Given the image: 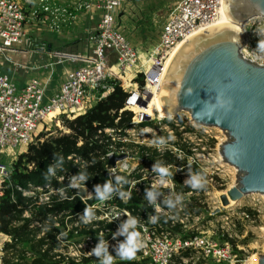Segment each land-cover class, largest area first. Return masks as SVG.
I'll list each match as a JSON object with an SVG mask.
<instances>
[{
    "label": "built area",
    "instance_id": "obj_1",
    "mask_svg": "<svg viewBox=\"0 0 264 264\" xmlns=\"http://www.w3.org/2000/svg\"><path fill=\"white\" fill-rule=\"evenodd\" d=\"M125 1L0 0V54H4L6 60L9 58L4 50L7 52V50L13 48L14 43L20 44L22 38L29 36L26 26L29 25L33 29L51 32L55 36L68 33L74 34L73 30L78 26L81 19L94 20L92 17L95 15L94 12H99L96 26L85 30L86 46L80 57L81 63L63 70V79L47 100L43 99L47 82H43L36 77H30L22 87H19L10 76L0 73V154H5L11 158V163L0 160V197L3 192V182L12 173L13 163L17 160V156L25 152L30 143L37 140L38 126L44 123L45 118L51 112L56 115H63L66 118L82 114L96 100L105 97L112 90L113 84L116 83L126 92L123 109L130 111L132 116L129 126L123 130V135L112 138L113 144L109 145L106 157L125 154L123 145L124 142L129 141L126 138L127 135L137 125L144 123V117L137 112L138 105L146 100L148 92L157 89L165 71L166 60L172 49L186 36L211 23L216 18L217 11L223 2V0H175L167 20L159 29L157 44L149 52L142 53L138 48L131 46L117 29L113 10L120 8ZM258 28L264 29V19L256 18V20L248 22L245 26L243 25L246 42L241 49V54L251 62L264 65V54H257L256 52L257 42L260 38L257 34ZM31 49L45 52L47 48L44 43H40L32 45ZM35 67L38 68V66ZM138 76H141L143 80L141 87L136 84ZM162 120L158 118L157 122L160 123ZM143 127L145 132H148L146 127L151 128L148 125ZM112 131L113 129H105L107 133ZM117 131L119 132V129ZM117 143H119L118 146ZM135 143L142 145L144 141ZM18 146L21 147L20 153L15 152V148ZM172 149L169 148L168 151L175 158V163L162 162L165 148H156L158 154L153 160L149 158L146 152L142 156L138 155V168L124 173L125 175L132 172L140 174L137 179L130 178L128 190L134 188L140 194L142 186H146L145 189H153L152 186L156 185L155 190L157 188H162L165 192L168 190L167 195L170 196L173 189L176 188L173 181L174 177L172 176L173 179L168 180L167 186L159 185L158 173L152 171L153 165L157 163L168 167L169 170L175 168L176 171H179V174L184 173L180 172L182 167L187 169L189 165L194 164L201 170L205 181L208 180L213 188L220 189L225 185L223 173L227 174V172L219 161V164L214 166L210 172L204 173L200 160L195 158L194 153L193 158L188 160L187 155L176 153L179 149ZM181 156H183L182 159H180ZM214 162L216 161L214 160ZM146 164L148 166H145ZM144 167L147 168L148 172L145 171ZM121 171L123 170L116 165L109 166L107 169L108 179L112 181L115 178L118 188L123 183L122 175L124 174ZM187 171L188 173H200L199 170L191 171L187 169ZM117 177L121 179L117 180ZM178 179L181 185L185 187L183 179L180 180V177ZM14 188L21 192L23 196L33 198L37 196L39 201H47L50 194L56 193L49 185L43 187L29 185L28 189L19 186ZM157 192L160 194L163 190H157ZM123 193L128 195V191ZM175 195H177L176 192ZM11 198L13 199V197ZM144 199L147 202V196ZM126 200L127 197H124V201ZM146 205L151 207V211L139 208L132 215L130 211L120 208L114 203L112 209H115L116 212L111 210L109 214L111 217L106 214L103 216L98 215L100 212L96 210L94 204L87 207L93 208L95 215L93 221L103 220L113 223L116 228L113 233H117L122 225L116 223L115 219L123 216L127 217V214H130L138 220L137 231L140 233L144 247L137 252L134 259L136 261L146 260L149 264H237L241 262L233 253L232 246L228 241H209V234L206 236V232L211 234L214 230H217V225H213L211 220L207 223L210 228L207 231H200L199 234L191 236H180L179 233L177 235L174 233V226L180 224L179 226L184 228V218L188 219L190 217L193 219L198 218L199 215L192 217L191 214L185 213L186 208L182 209L180 207L178 209L177 206V210L182 209L181 219L171 218L168 212H162L160 209L156 211L157 206H153L150 202H147ZM84 210L75 214L78 220L74 221L72 225L77 227L82 225L89 227L91 225V221L84 223L81 219ZM96 211L99 213L95 214ZM152 215L159 217L156 224L149 223L148 217ZM234 215H240V217L247 219L249 217L245 210H240L237 213L231 211L224 217L214 220V222L219 223L221 229V223L227 220L232 222ZM22 217L28 218L29 212L25 211ZM53 225L58 226L57 223ZM35 226H40V223L34 221L30 224V227ZM232 226L235 227L233 222ZM91 227L95 228L96 225L93 224ZM129 231H131V228ZM43 233L44 231H41L38 237L43 236ZM103 233L107 234L108 231H99L98 235L102 236ZM113 233L104 239L106 245L111 249H115L118 243L124 242L126 238V234H117L113 237ZM202 234H205V236L203 237ZM62 236V233L55 235L59 247L50 252L51 255H54L53 258L61 260L58 264H65L66 262L98 264L99 258L89 255V252L95 246L92 236H79L82 238L73 242L74 252H62V248L69 246L75 237L71 240H63ZM44 248L45 246H43ZM25 254L30 253L27 251ZM14 264H17V260ZM114 264L124 263L119 258H115Z\"/></svg>",
    "mask_w": 264,
    "mask_h": 264
},
{
    "label": "trees",
    "instance_id": "obj_2",
    "mask_svg": "<svg viewBox=\"0 0 264 264\" xmlns=\"http://www.w3.org/2000/svg\"><path fill=\"white\" fill-rule=\"evenodd\" d=\"M137 80L139 86H142L143 80L138 78ZM125 98L126 92L117 83L113 84L112 90L105 97L96 100L84 113L72 118L62 115L60 121L65 131L55 128L54 133L49 131L40 134L37 140L30 143L25 152L17 157L13 163L12 173L3 182V192L0 197V233L9 235L12 239V244L6 243L3 246L5 250L10 248L11 251L16 252V243L27 244L29 252H34L35 256L30 264H58L61 260L53 258L54 255L50 254L53 249L59 247V242L55 238L57 233H62L63 240L90 235L95 245L99 242L98 238H108L116 229L111 222L91 220V225L95 224V228L91 225L89 227L82 224L80 227L72 225L78 220L75 214L99 201L96 199L95 187L99 186L103 190L105 183L112 188L110 193L113 196L108 193V197L113 199L118 207L127 209L132 215L139 208L151 211V207L147 206L144 200L147 196L145 188H141L143 195L138 194L134 188L128 190L130 178L137 179L140 174L132 172L122 175L123 183L120 188L117 187L116 179L110 181L107 175L110 165L106 153L109 145L113 144V136L123 135V130L129 126L132 116L130 111L123 109ZM142 124L146 125V122ZM105 129H113V131L107 133ZM209 143L213 144V140ZM116 145L118 146L119 143ZM131 146L138 148V155L142 156L146 152L152 160L158 154L152 147L138 144ZM162 158L163 163H175V158L168 150L164 151ZM188 169L198 171V167L194 164L189 165ZM80 176L85 178L80 180ZM175 184L179 193L189 188L187 186L183 188L178 178L175 179ZM29 185L42 187L49 185L56 193L50 194L47 201H39L37 196L35 198L23 196L14 188L19 186L28 189ZM148 190L154 191V189ZM87 191L90 195L86 194ZM127 191L125 202L121 201L119 196H114L116 192L121 194ZM196 209L199 212V208ZM25 211L29 212L28 218L22 217ZM34 221L39 222L40 226L30 227ZM54 223L58 226H54ZM179 225L176 224L173 230H177ZM104 230L108 233L99 236V231L104 232ZM41 231H44L43 236L36 238ZM107 251L114 256V259L119 258L115 256V249L107 246ZM3 261L6 262L4 258ZM122 262L149 264L146 260H122Z\"/></svg>",
    "mask_w": 264,
    "mask_h": 264
},
{
    "label": "rangeland",
    "instance_id": "obj_3",
    "mask_svg": "<svg viewBox=\"0 0 264 264\" xmlns=\"http://www.w3.org/2000/svg\"><path fill=\"white\" fill-rule=\"evenodd\" d=\"M174 1L175 0H126L120 8L113 10L118 31L126 38L131 46L138 47L142 53L149 52L157 44L159 29L167 20L168 14L174 5ZM94 14L95 15L92 17L96 20L99 16V12L95 11ZM73 32L80 35L84 34L81 31V28H75ZM31 34L32 33H29V35ZM42 35H35V37L40 39ZM56 38L59 40H65L64 37H60L59 35H57ZM56 38L52 39V42L54 43H51V46L49 47L51 48L50 51H52L53 61L56 62L54 70L51 73V79H60L63 75V69L68 67V64H80V57L84 53L86 46V41H78L76 46L69 47L65 45V41H58ZM25 41L26 38H22V42L20 44L14 43L12 47L20 48L25 44ZM135 43H137V46L134 45ZM35 77H39V75H36ZM138 79H142V77L140 78V76H138ZM136 84L139 87L137 79ZM127 86L131 89L129 85ZM61 117L62 115H56L55 113L48 115L45 118L44 123L38 126L37 137L40 136V134L47 133L49 131L54 133L55 128L65 131L61 125ZM157 119L158 118H156V116L153 118L144 117V122H146V125L151 126V130L145 132L143 130L144 124H140L127 135L126 138L129 141L124 142L125 144L123 145V149L125 151L124 155H126V157L119 160L120 162L116 161L118 163L115 162L114 164L123 170L121 171L122 174L138 168V148L131 146V144L139 145V143H135L137 141H144L142 145L152 147L154 149L165 148L164 151H167L169 148H177L179 150L176 151V153L180 155L183 153L184 156L187 155L188 160L193 158L194 153L195 158L200 160L204 173L207 171L210 172L214 166L219 164L218 147L219 144L226 139L223 131L218 130L217 128L197 127L193 125L190 121L188 113L186 112H181L174 117L171 116V119H168V117L163 120L161 119L162 121L160 123L157 122ZM170 135L174 137V139H168ZM113 137L116 138L115 136ZM160 137H163L166 140L165 144L158 143V138ZM153 140L157 141V143L153 144ZM210 140H213V144L209 143ZM15 152L20 153L21 147H16ZM182 158L183 156H181L180 159ZM0 160L11 163V158L5 154H0ZM214 160L216 162H214ZM221 163V166L224 167L227 172V174L223 173L225 185L222 188H213L208 180L205 181V186L200 190L188 188L187 190L185 189V191H180L181 193H179V190L177 191L175 188L170 196L167 195L168 190L165 192L164 189L157 188V190H163V192H160L159 194L157 190L154 189L156 201L155 206H157L162 212H168L171 218L181 219V211L183 208L188 209L189 211L185 210V213L191 214L192 217L199 215L198 218H184V228H181V226L178 227L179 230L177 229L174 231L176 235L179 233L180 236H191L193 234H199L200 231H207L210 229L207 223L211 220L213 225H217V230H214L211 234L206 232V236L209 234V241H228L232 246L233 253L237 256V259L241 261L237 264H248L253 255L264 254V237L262 234V229H264V198L261 195H249L238 202L230 204L231 206H222L218 193L224 192L234 184L235 172L232 168H230V166L224 165L222 161ZM145 166L148 165L146 164ZM144 168L145 171L148 172L147 168ZM187 169L186 167H182L180 171L184 172L181 173L182 175L179 174V171H176L177 169L175 168L170 171L173 172V177L175 179L180 177V180L183 179V181H185L189 177ZM198 170L200 174H202L201 170ZM173 181L175 183L174 179ZM141 188H146V186H142ZM144 190L149 191L148 189ZM174 191L177 195H181L183 198L181 205H178V209L181 207V210H177V207L169 209L162 203L165 199L172 198L175 195ZM142 193L143 190L140 189V194L143 195ZM86 194L90 195V192L87 191ZM114 194L115 197L119 196L120 200L125 202L124 197L120 195V192H116ZM110 196L112 197L113 194L110 193ZM147 202L150 201L147 199ZM94 206L96 210L100 212L98 215L103 216L106 214L108 217H111V215H109L110 211L112 210L116 212L115 209H112L114 202L111 198H106L103 202L98 201L94 204ZM197 207L199 208V212H197ZM240 210L247 211L249 217L247 219L245 217H240V215H234L232 222L235 224V227L232 226V222H229V220L221 223V229L219 227L220 224L214 222V220L224 217V215L229 214L231 211H235L237 213ZM127 219L128 217L123 216L115 219V221L118 224H122ZM38 235L36 238H38ZM202 236L204 237L205 234H202ZM81 238L82 237H75L69 246L62 248V252H74L75 248L73 247V242H76ZM6 243L12 244L11 236L6 235V238H2L0 241V264H14L15 260H17V264H30L33 258H35L34 252L25 254V252L29 251L27 244L16 243L18 248L16 246L17 251L13 252L10 248H7L6 250L3 248ZM3 258L6 262L3 261Z\"/></svg>",
    "mask_w": 264,
    "mask_h": 264
},
{
    "label": "water",
    "instance_id": "obj_4",
    "mask_svg": "<svg viewBox=\"0 0 264 264\" xmlns=\"http://www.w3.org/2000/svg\"><path fill=\"white\" fill-rule=\"evenodd\" d=\"M225 9L231 26L200 38L185 50L163 85V81L159 84L162 105L172 117L186 112L193 125L225 133L219 152L235 168L236 180L227 196H219L222 205H227L228 198L264 196V65L241 54L246 42L243 25L252 18L264 19V0H226ZM219 93L230 100V106L203 115L201 108L215 104ZM230 148L234 154H229ZM125 157L111 156L108 164L113 167ZM254 263L264 264V254H256Z\"/></svg>",
    "mask_w": 264,
    "mask_h": 264
},
{
    "label": "clouds",
    "instance_id": "obj_5",
    "mask_svg": "<svg viewBox=\"0 0 264 264\" xmlns=\"http://www.w3.org/2000/svg\"><path fill=\"white\" fill-rule=\"evenodd\" d=\"M257 34L260 37L257 42L256 52L257 54H264V29H257ZM230 106V100L226 99L222 93H219L216 99V103L212 105H204L201 109L203 110V115L211 116L213 112L219 109H227ZM197 115H201V113H197ZM171 119V116L168 117ZM150 131V130H149ZM168 139H174L171 135ZM153 144L157 143V141L153 140ZM159 144H165L166 140L163 137L158 138ZM229 154H234V149H229ZM126 167V166H125ZM152 171L157 172L159 176L158 184L167 186L168 180L172 178L173 172L169 170L166 166H161L159 163L154 164L152 167ZM85 177L80 176V180H83ZM121 179L117 177V180ZM183 184L193 190H200L205 186V178L200 173H189V177L183 182ZM75 186V185H74ZM153 189L156 188V185L152 186ZM112 191V188L108 183H105L103 186V190L99 186L95 187V194L96 199L103 202L108 197V193ZM122 197H127V194L121 193ZM148 200L153 204L156 205L155 201V193L154 191H147L146 192ZM182 196L175 195L174 199L168 198L165 199L162 203L169 209H174L178 205L182 203ZM156 211H159V208H156ZM118 216V215H117ZM116 217V216H115ZM128 219L122 223L121 228L118 229L117 233H113V237L117 234H126V238L124 242H119L118 245L115 247V256L119 257L120 260H127L131 261L136 258V254L140 251L143 247V241L141 239L140 233L137 231L138 220L127 214ZM95 218L93 213V208L86 207L84 210V214L81 217L84 223H89L92 219ZM114 218V217H113ZM159 217L157 215H152L148 217L149 223L156 224L158 222ZM131 228V231L129 229ZM98 243L91 249L89 255H94L98 257V264H114V256L110 255L107 251V245L103 238H98Z\"/></svg>",
    "mask_w": 264,
    "mask_h": 264
},
{
    "label": "crops",
    "instance_id": "obj_6",
    "mask_svg": "<svg viewBox=\"0 0 264 264\" xmlns=\"http://www.w3.org/2000/svg\"><path fill=\"white\" fill-rule=\"evenodd\" d=\"M28 11L29 10L27 9V12ZM95 26L96 20L86 21L84 19H81L76 29L81 28V31L84 33L82 34L83 36L78 33H68L60 36L64 37L65 40H59L51 32L33 29L28 25L26 26V28L28 32L32 34L26 38L25 44L20 48H12L10 50H7V52L6 50H4L9 58L7 60L4 59V54H0V73H4L10 76L19 87H22L29 80L30 77H35L36 75H39V77L36 78L42 80L43 82H47L46 90L43 97L44 100H47L63 79V75L60 79H51V73L53 72L54 66L56 65V62L53 61L52 51H50L51 48H49L51 46V43H54L52 42V39L56 38L58 41H65V45L73 47L77 45L78 41H85L86 29L94 28ZM35 35L42 36L40 37V39H38L37 37H35ZM40 43H44L46 45L47 49L45 52H40L38 50L31 49L32 45ZM134 45L137 46V43H135ZM34 66H38V68H34ZM70 66H75V64H68V67H65V69L69 68ZM3 236H5L6 238L5 234Z\"/></svg>",
    "mask_w": 264,
    "mask_h": 264
},
{
    "label": "bare ground",
    "instance_id": "obj_7",
    "mask_svg": "<svg viewBox=\"0 0 264 264\" xmlns=\"http://www.w3.org/2000/svg\"><path fill=\"white\" fill-rule=\"evenodd\" d=\"M225 4H226V0H223L220 8L217 11L216 18L211 23H209L208 25L203 26L201 28H198L193 33H191L190 35L186 36L178 44H176V46L172 49V52L170 53V55L167 58L166 63H165L166 73H165V71H164V73L166 74V76H165V74L163 75L165 77L163 78V80H161V81H163L162 82V85H163L165 79L167 78V76L169 75V72H170L172 66L174 65V63L176 62V60L181 56V54H183L185 52V50H187L190 46H192L194 43H196L200 38H202V37H204V36H206V35H208L210 33H213L215 31H217L218 29H220L222 27L231 26V21H230L229 16H228V14L226 12ZM256 18H252V19L248 20L244 24V26L248 22H251V21L256 20ZM161 81H160V83H161ZM158 87H159V85H158ZM158 87H157V89H152L150 91L151 93L148 92V95L146 97V100L144 101L145 102L144 105H142V104L141 105H138L137 112H139V114L141 116H143V117H155L156 116V118L162 117L160 119H163V118L172 116L171 114H169L164 109V107L162 105V101L160 99L161 96H162L163 87L162 86L159 87L160 88L159 90H158ZM52 113L53 112H51L50 114H52ZM146 129H147V131L151 130L150 127H146ZM218 155H219L218 156V160H219L220 165H222V163H221V161H222L224 165H226V166L228 165V166H230V168H232L234 170V172H235L234 173V184H235V180H236V170H235V168L232 167L231 165H229L227 162H225L223 160V158H222V156H221V154L219 152V147H218ZM227 190H225L224 192L218 193L219 196H221L223 194L227 196V193H226ZM262 197L264 198V196H262ZM241 199H243V198H241ZM241 199H239V200H241ZM239 200H231V199L228 198L227 205H222V204L221 205L222 206H225V207L226 206H231L230 204L235 203V202H238ZM263 230L264 229H262V231ZM262 234H263V232H262ZM1 237L2 238H5V236H3L2 234H0V241L2 240ZM254 259H255V255H253L250 258V261H249L248 264H255L254 263Z\"/></svg>",
    "mask_w": 264,
    "mask_h": 264
}]
</instances>
